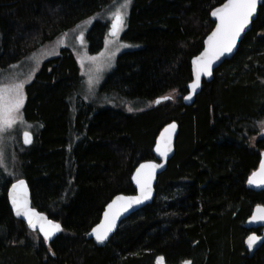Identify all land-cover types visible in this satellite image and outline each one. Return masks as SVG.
Masks as SVG:
<instances>
[{
	"label": "trees",
	"instance_id": "16d2710c",
	"mask_svg": "<svg viewBox=\"0 0 264 264\" xmlns=\"http://www.w3.org/2000/svg\"><path fill=\"white\" fill-rule=\"evenodd\" d=\"M115 1L0 0V71ZM224 2L133 0L122 39L137 48L117 57L102 90L136 101L134 112L74 99L82 77L69 51L43 64L24 106L26 120L43 127L17 172L32 205L63 230L50 244L30 231L10 208L14 181L0 175V264H156L159 257L165 264H264V245L249 257L244 228L264 204V192L247 188L264 152V4L233 59L203 84L193 106L183 103L191 61L215 25L210 13ZM109 28L93 24L91 54L104 48ZM173 90L175 102L148 108ZM172 121L180 125L176 154L154 202L97 247L87 234L114 196L135 194L133 171L154 159L156 138Z\"/></svg>",
	"mask_w": 264,
	"mask_h": 264
},
{
	"label": "snow or ice",
	"instance_id": "6c2138e0",
	"mask_svg": "<svg viewBox=\"0 0 264 264\" xmlns=\"http://www.w3.org/2000/svg\"><path fill=\"white\" fill-rule=\"evenodd\" d=\"M257 3L258 0H227L226 3H223L222 7H218L211 12V15L215 17L218 23L215 26V30L208 36L206 41L207 46L203 53L192 61L195 66L196 76L195 82L190 85L193 91L199 87L201 75L210 76L212 64L226 53H231L236 47L241 34L245 32V29L248 28L253 16L256 14ZM130 5L131 0H119V3L111 11L108 17L111 21L110 31L108 33L111 39L105 42V52H101L99 56H89L84 52L79 56L82 75L88 77L87 84L89 85V91H91L94 81L98 82L99 77L97 74L103 69L105 63L110 64L112 57L115 55V51L111 55H106L108 45H116L117 50L120 47H128L127 44L120 43V33L126 26L125 21ZM85 23H90V21ZM77 38L81 45H83V31L80 32ZM57 43L59 45L63 41L60 40ZM33 59L36 58L33 57ZM36 62L38 65L40 61L36 60ZM86 63L89 65L87 71L84 70ZM31 75L23 81H13L6 85L0 84V132H6L17 124L25 123L21 110L26 99L24 93L25 84L30 82ZM168 98L165 97L164 99ZM185 99H191V97L188 96ZM159 102V100L156 101V103ZM131 110L130 108L129 111ZM262 126H264V123H262ZM175 128V124H170L160 134L155 151L162 157H167L168 152L171 151L172 134ZM23 136L25 144L31 142V136L28 131H24ZM2 155V151H0V164L3 163ZM158 167H161V165L153 163L141 164L136 170L135 176H133V180H135L139 188L140 195L133 197L117 196L112 203L108 204L107 211L104 212L103 222L92 230V235L95 236L98 242L102 243L107 239L108 234L115 227L116 220L122 212L127 211L134 204H140L144 200L151 198L152 180L155 169ZM248 184L258 187L264 186V160L260 162L258 171H254L248 178ZM9 197L15 215L17 217H24L29 227L33 230L38 227L45 241H48L56 232L62 230L58 223L49 220L46 216L38 213L30 206L27 185L24 180H18L12 184ZM250 222H264V206H256ZM257 239L255 235L249 236L248 246L250 249ZM163 259V257H160L158 264H162Z\"/></svg>",
	"mask_w": 264,
	"mask_h": 264
},
{
	"label": "rangeland",
	"instance_id": "374dc122",
	"mask_svg": "<svg viewBox=\"0 0 264 264\" xmlns=\"http://www.w3.org/2000/svg\"><path fill=\"white\" fill-rule=\"evenodd\" d=\"M133 0H131V5L128 8L127 11V17L123 31L120 33V43L121 44H127L128 47H120L118 50L116 49V45L109 44L108 45V51L106 55H111L113 51H115V55L112 57L110 64L105 63L103 69L97 74L99 79L98 82L93 83V86L91 88V91H89V85L87 84V76L82 75V69L81 65L79 63V56L82 55L84 52H86L89 56H99L101 52H105L106 43L104 45V48L97 54H91L90 52V41H89V30L93 26V24L97 21L107 23L109 26L111 25V21L108 18L110 16L111 11L113 10L114 6L119 3V0H116L110 7H108L106 10H104L102 13L97 14L81 24L77 25L76 27L72 28L71 30L67 31L57 39L50 41L46 44H44L39 50L36 52L28 55L23 60L12 64L6 69H3L0 71V84H9L13 81L19 82L27 79L30 74L31 79L30 82L25 84L24 93L26 97V87L31 84L34 79L36 78L37 74L41 70L43 64L53 58H56L61 55L62 50L69 51L70 54H72L79 66L80 75L82 77V83L79 87V89L76 92V97H80L87 103L96 104L100 107H118L122 108L128 112H134L136 111L137 102L136 101H124V99H120V97H117L115 94H109L107 92H104L102 90V87L104 83L106 82L108 75L110 72L115 68L116 66V60L117 57L122 54L123 52L133 50L137 48L136 44L126 42L122 39V34L124 30L127 27L128 18L131 10ZM90 21V23H85ZM83 31L84 34V43L81 45L79 39L77 38L80 34V32ZM111 38L109 35L106 37V40H110ZM62 40L63 43L58 45V41ZM35 57L36 59H33ZM36 60H39V64L37 65ZM89 65L85 64V71H87ZM179 93L177 90L171 91L167 97H169L168 101L175 102ZM26 102V99H25ZM24 102V106H25ZM136 102V103H135ZM24 106L22 111L24 124H17L13 128L7 130L6 132H0V151H2V159L3 163L0 164V170L2 173L0 175H4L9 179H12L13 181L19 180L21 177H19V174L17 172V167L20 165V159L26 152V148L29 146H25L23 142V133L24 131H28L32 136L34 137L36 135V132L42 129V124L37 121H27L24 116ZM154 102L148 104V108L153 107ZM132 109L129 111V109ZM71 116L73 121L76 118L77 110L75 105L72 106ZM77 140L76 137L73 138V142ZM33 142V141H32ZM36 233V232H35ZM41 236V235H40ZM42 237V236H41ZM43 239V238H42ZM44 240V239H43ZM45 241V240H44ZM160 258V257H159ZM158 260V258H157ZM188 262V261H186ZM184 262L183 264H186ZM158 264V262L156 263ZM164 263V259L163 262ZM188 264H190L188 262Z\"/></svg>",
	"mask_w": 264,
	"mask_h": 264
},
{
	"label": "water",
	"instance_id": "95a60500",
	"mask_svg": "<svg viewBox=\"0 0 264 264\" xmlns=\"http://www.w3.org/2000/svg\"><path fill=\"white\" fill-rule=\"evenodd\" d=\"M227 0H225L224 3H226ZM264 4V0H258V3H257V11H256V14L253 16L252 18V21L250 22L248 28L245 29V32L241 34V37L238 39L237 41V44H236V47L232 50L231 53H226L224 56H222L219 60L215 61L213 64H212V67H211V75L210 76H207V75H201V78H200V84H199V87L195 89V91H193V89L190 87V85L192 83L195 82V79H196V76H195V66L193 65L192 61L194 59H196L197 57H199L205 47L207 46L206 45V41H207V38L209 35H211V33L215 30V26L216 24L218 23V21H216L215 17H213L210 13V18L211 20L214 22V28L212 29V31L209 33V35L206 37L205 41H204V48L203 50L201 51L200 54H198L197 56H195L192 61H191V69H192V81L189 83L187 89H188V93L184 96L183 98V103L185 106L187 107H190V106H193L195 101H196V98L197 96L201 93L202 91V88H203V84L204 83H210L213 78H214V73L215 71L221 67V65H223L225 63V61H228V60H231L233 59V57L236 55V53L238 52V49L242 43V41L244 40L245 36L251 31L252 29V26H253V23L256 21L257 17H258V14H259V10H260V7ZM223 4H221L220 6L218 7H222ZM216 7V8H218ZM216 8H214L213 10H215ZM212 10V11H213ZM211 11V12H212ZM111 26V25H110ZM110 31V28L108 30V33ZM190 96L191 99H185V97H188ZM167 97V96H166ZM165 97L163 98H160L158 99L160 102L159 103H154V106L164 102V101H168V99H164ZM170 124H175L176 125V128L172 134V141H171V144H172V148H171V151L168 152L167 154V157H162L160 156L156 151H155V148H156V144L157 142L159 141L160 139V134L163 132V130L168 127ZM179 132H180V125L177 121H172L168 124H166L159 132L157 138H156V141H155V145H154V148H153V154H154V159L153 160H148V161H142L140 162L137 167L135 168V170L133 171L132 175H131V182L136 190L135 194H132V195H126V194H118L116 196L113 197V199L108 203H112L113 200H115V198L117 196H125V197H133V196H139L140 195V191H139V188L135 182V180H133V176H135L136 174V170L140 167L141 164H148V163H153V164H158V165H161V167H158L155 169V172H154V178L152 180V194H151V198L150 199H147V200H144L142 203L140 204H134L130 209H128L127 211L125 212H122L121 215L117 218L116 220V225L115 227L113 228V230L108 234V237L106 240H104L102 243L101 242H98L95 238L94 235H92V230L94 228H96L99 224H101L104 220V212L107 211V206L108 204L105 206L104 208V211L102 213V216H101V219L100 221L89 231V233L87 234V239L88 240H92L93 243L97 246V247H105L107 245V243L110 241V239L112 238V236L117 232L118 228L120 227V225L123 223V221L127 220L129 217H131L133 214H135L136 212H138L139 210L143 209L144 207L148 206V205H151L155 198H156V186H157V183H158V178L160 175H162L168 168L169 166V163L170 161L174 158L175 154H176V142H177V138L179 136ZM31 136V142L28 143V144H25V146H30L32 144V141H33V136L32 134H30ZM23 142H24V136H23ZM264 160V152L262 154V159L261 161ZM259 169V167H258ZM255 170V171H258ZM252 175V174H251ZM250 175V176H251ZM19 180H24L25 181V184L27 185V192H28V199L30 201V206L35 209L38 213L46 216L49 220H52L54 223H58L60 226H61V229L63 230V227L61 225L60 222L50 218L46 213L44 212H41L39 211L36 207H34L32 205V201H31V192H30V188H29V185H28V182L26 179L24 178H21ZM18 181V180H17ZM17 181H14L12 184L16 183ZM12 184L10 185L9 189H8V199H9V204H10V208L14 214V216L23 221L27 228L32 231V232H36V233H39L42 238L44 239L43 235L40 233L39 231V228L37 227L35 230H33L32 228L29 227L28 223H27V220L24 218V217H17L15 215V212L12 208V203H11V199L9 197V192L11 191V187H12ZM247 188L253 192H256V193H259V192H264V186H256V185H249L248 182H247ZM260 206H264V204H258ZM257 205L254 206L253 208V211L250 215V217L246 220L245 224H244V228L248 231H250L249 235L246 237L245 239V247H246V250L249 254V257H252L263 245H264V222H250L251 221V218H252V215L254 214L255 212V208H256ZM56 232L53 236L50 237V239L48 241H46L47 244H50L61 232ZM257 230H259L260 232H256ZM255 235L258 239L257 241L253 244V247L250 249L249 246H248V238L249 236H253Z\"/></svg>",
	"mask_w": 264,
	"mask_h": 264
},
{
	"label": "crops",
	"instance_id": "0c3cea01",
	"mask_svg": "<svg viewBox=\"0 0 264 264\" xmlns=\"http://www.w3.org/2000/svg\"><path fill=\"white\" fill-rule=\"evenodd\" d=\"M158 260H159V258H158ZM158 260L156 261V263L158 262Z\"/></svg>",
	"mask_w": 264,
	"mask_h": 264
}]
</instances>
